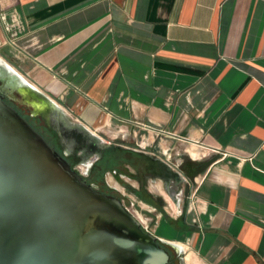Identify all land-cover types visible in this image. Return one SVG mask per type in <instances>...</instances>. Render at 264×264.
I'll list each match as a JSON object with an SVG mask.
<instances>
[{"label":"crops","instance_id":"crops-1","mask_svg":"<svg viewBox=\"0 0 264 264\" xmlns=\"http://www.w3.org/2000/svg\"><path fill=\"white\" fill-rule=\"evenodd\" d=\"M0 58L119 143L178 264H264V0H0Z\"/></svg>","mask_w":264,"mask_h":264},{"label":"water","instance_id":"water-1","mask_svg":"<svg viewBox=\"0 0 264 264\" xmlns=\"http://www.w3.org/2000/svg\"><path fill=\"white\" fill-rule=\"evenodd\" d=\"M0 264L171 263L122 201L89 185L0 94Z\"/></svg>","mask_w":264,"mask_h":264},{"label":"flooded vegetation","instance_id":"flooded-vegetation-1","mask_svg":"<svg viewBox=\"0 0 264 264\" xmlns=\"http://www.w3.org/2000/svg\"><path fill=\"white\" fill-rule=\"evenodd\" d=\"M1 75V74H0ZM12 86H16L17 88L21 87L19 84H15L11 82L10 76L7 82H5L4 87L0 86V94L3 95L4 101L13 107L21 116H23L31 126H33L47 141L48 143L54 147V149L64 157L72 166L74 170L78 173L82 174L84 180L91 185L98 192L109 196L107 193L101 190V188L92 183L88 178H90L91 174L95 172L96 167L100 166V164H106V153L110 150L122 151V147L117 142H109L107 140L104 141L103 136L98 135L96 133L88 132L84 129V127L80 124L70 123L68 120L69 115L63 110L55 107L51 102L46 100L41 94L34 93L32 94L33 99H36L37 103L41 106L47 108V110L52 114L51 120L53 126L52 136L53 141L49 139L44 133H42L38 127L33 124L32 119H34L37 115L31 113H25L22 108L19 106L17 96L14 94L13 87H9V84ZM16 93L19 96H24L20 90L16 89ZM14 103V104H13ZM101 136V137H100ZM79 164H85L84 166L88 167L86 174L88 176L85 177L83 173L79 172L76 169V166ZM117 167H123V163L119 161L117 163ZM91 170V171H90ZM114 173H118V171L114 170ZM131 173V172H129ZM131 177L133 175L131 174ZM110 197V196H109ZM114 198V197H112ZM122 201L121 199H119ZM123 203V201H122ZM124 207L129 210L126 205L123 203ZM143 228V227H142ZM144 229V228H143ZM158 243L161 248H163L168 255L170 256L171 264H178L179 256L177 257L174 252H170L166 246L158 240ZM175 255V256H174Z\"/></svg>","mask_w":264,"mask_h":264},{"label":"rangeland","instance_id":"rangeland-1","mask_svg":"<svg viewBox=\"0 0 264 264\" xmlns=\"http://www.w3.org/2000/svg\"><path fill=\"white\" fill-rule=\"evenodd\" d=\"M3 60L0 58V69L1 70V76H0V86L4 87L5 82L9 79V76H11V72L5 68V65H3ZM8 74V75H6ZM14 94L17 96V101L19 103V106L22 108V110L27 113H33L37 116L32 119L33 124H35L36 127L39 128V130L44 133L49 139H53L52 131H53V124H52V114L47 110V108L41 106L39 103H37L36 99H33V97L30 96H19L16 93V89L18 90L16 86H13ZM14 104V103H13ZM68 120L70 123L75 124V120L72 119V116L68 117ZM77 124V123H76ZM101 137V136H100ZM105 140L108 141L107 137H102ZM53 141V140H52ZM119 158V159H118ZM122 154L120 152H117L116 150H110L106 153V164H100L96 169L93 175L91 174L90 178H88L86 171L88 170L87 166H84L85 164H79L76 166V169L83 173L85 177H87L92 183H95L96 185H100L102 191L107 193L110 197H114L117 199H121L123 203L126 205V207L129 209V211L136 215L135 209L136 207H133L131 202L127 197H125L122 193L121 185H125L122 178L120 177V173L122 172L123 168H118L117 163L121 160ZM109 161V162H108ZM111 161V162H110ZM108 162V163H107ZM114 170L118 171V173H114ZM91 171V170H90ZM147 214V213H146ZM143 227V226H142ZM144 229L146 230L145 226ZM149 231V230H148ZM166 248L173 253V250L166 246ZM176 264V263H175Z\"/></svg>","mask_w":264,"mask_h":264},{"label":"bare ground","instance_id":"bare-ground-1","mask_svg":"<svg viewBox=\"0 0 264 264\" xmlns=\"http://www.w3.org/2000/svg\"><path fill=\"white\" fill-rule=\"evenodd\" d=\"M1 70L2 69H0V74H1ZM14 75V74H13ZM16 78H18V79H20L17 75H14ZM12 77V76H11ZM21 81V80H20ZM19 90H20V92L23 94V95H26V96H33L32 94H34V93H37V94H40L39 93V91L38 90H36V88H33V87H31V86H22L21 85V87H19ZM34 92V93H33ZM43 96V95H42ZM46 100H48L49 102H51L52 103V101L50 100V98H48L47 96H43Z\"/></svg>","mask_w":264,"mask_h":264},{"label":"built area","instance_id":"built-area-1","mask_svg":"<svg viewBox=\"0 0 264 264\" xmlns=\"http://www.w3.org/2000/svg\"><path fill=\"white\" fill-rule=\"evenodd\" d=\"M137 218H138V220L140 221V223L142 224V226H143V228H144V226H145V228H146V231H148L149 230V227L146 225V222L138 215V214H136L135 215ZM149 232V231H148Z\"/></svg>","mask_w":264,"mask_h":264},{"label":"trees","instance_id":"trees-1","mask_svg":"<svg viewBox=\"0 0 264 264\" xmlns=\"http://www.w3.org/2000/svg\"><path fill=\"white\" fill-rule=\"evenodd\" d=\"M117 152H119V151H117ZM118 159H119V158H118ZM108 162H109V161H108ZM108 162H107V163H108ZM110 162H111V161H110Z\"/></svg>","mask_w":264,"mask_h":264}]
</instances>
